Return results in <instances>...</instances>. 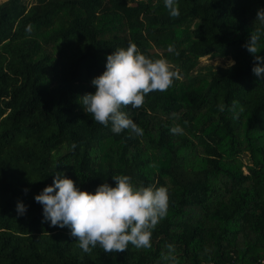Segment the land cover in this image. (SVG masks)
I'll return each instance as SVG.
<instances>
[{
  "label": "trees",
  "instance_id": "trees-1",
  "mask_svg": "<svg viewBox=\"0 0 264 264\" xmlns=\"http://www.w3.org/2000/svg\"><path fill=\"white\" fill-rule=\"evenodd\" d=\"M177 2L174 18L164 0H0V264H166L168 244L178 264H264V80L243 46L264 33V0ZM130 41L179 73L123 109L142 136L114 134L79 103ZM258 46L264 57V35ZM55 172L90 192L118 174L166 187L152 247L85 253L70 229L50 226L34 196Z\"/></svg>",
  "mask_w": 264,
  "mask_h": 264
},
{
  "label": "clouds",
  "instance_id": "clouds-1",
  "mask_svg": "<svg viewBox=\"0 0 264 264\" xmlns=\"http://www.w3.org/2000/svg\"><path fill=\"white\" fill-rule=\"evenodd\" d=\"M172 17L179 15L177 0H164ZM256 20L264 25V8L258 9ZM261 31H252L243 45L253 56L252 72L264 80V57L258 55ZM178 54V53H177ZM235 61L228 59L226 68ZM219 60L215 62V68ZM179 73L168 59L150 58L141 52L133 42L127 47H117L106 56L105 70L91 80L95 92L80 97V104L91 118L120 134L128 130L135 136H142L138 126L123 109L142 108L145 98L152 92H166ZM173 119H178L175 113ZM183 128L174 124L172 134H183ZM115 186L107 182L99 184L94 192L82 190L75 181L60 172L53 175L52 184L46 185L34 196L42 205L43 219L52 227H67L69 235L78 241V246L89 253L94 248L111 254L124 252L131 244L136 249L152 247V233L161 220L167 217L170 206L168 189L164 186L135 185L129 175L112 176ZM27 192V189H24ZM18 216H23L27 206L18 201ZM162 253L166 264H178L175 247L166 245Z\"/></svg>",
  "mask_w": 264,
  "mask_h": 264
},
{
  "label": "rangeland",
  "instance_id": "rangeland-1",
  "mask_svg": "<svg viewBox=\"0 0 264 264\" xmlns=\"http://www.w3.org/2000/svg\"><path fill=\"white\" fill-rule=\"evenodd\" d=\"M217 60H219V65H225L227 63L228 58L217 57V56L214 57L205 56L201 58L202 63H210L213 66H215V62Z\"/></svg>",
  "mask_w": 264,
  "mask_h": 264
}]
</instances>
